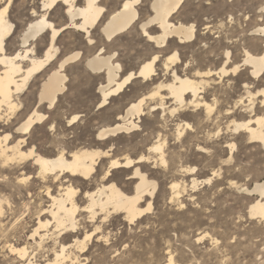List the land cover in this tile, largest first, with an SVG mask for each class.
<instances>
[{
  "label": "bare ground",
  "instance_id": "1",
  "mask_svg": "<svg viewBox=\"0 0 264 264\" xmlns=\"http://www.w3.org/2000/svg\"><path fill=\"white\" fill-rule=\"evenodd\" d=\"M14 1L0 0V177L7 181L13 175L17 183L37 180L36 188L29 183L25 187L29 200L41 196L42 200L38 204L33 201L34 212L31 213L35 222L27 232L25 242L13 239L17 229L9 232V227L6 229L1 225L0 249L6 264H86L80 257L87 251V242L96 235L99 227L95 226L81 238L78 230L85 218L96 223L111 213H121L125 220L132 222L148 213L157 182L148 178L145 166L148 163L168 165L164 150L168 115L173 117V134L180 139L194 128L186 118H196L203 113L202 121L198 119L202 124L221 114L227 119V130L245 137L247 143L258 145L264 151V39L261 50L254 44V48L246 45L241 59L237 60L227 42L221 39L217 27L209 21L204 29L206 33L216 35V45L207 46L202 54H196V62L185 63L186 68L181 70L182 57L177 45L190 46L199 35L195 21L188 16H179L184 0H149L150 8L144 16L140 13L141 0H121L119 5V0H83L82 3L80 0H40V9L32 8L33 15L19 34V48L11 51L8 41L14 30L8 10ZM136 26L140 36L152 47L150 57L136 70L121 76V66L113 60L114 53H106L102 48L86 57L84 65L92 73L104 74L105 81L98 86L99 107H102L109 98L123 92L133 79L154 80L155 67L162 60L165 73H171L170 80L159 82L157 88L147 94L149 97L160 96L159 106L143 108L144 95L126 108H116L114 122L104 120L107 124L98 127L95 139L89 143L54 139L51 142L54 148H48L36 142L32 132L47 123L49 113L55 109L51 107L66 88L65 67L79 55L59 57L56 43L62 31L71 28L82 32L90 44L99 28V42L104 44ZM254 32L264 38V27H258ZM47 34L48 43L39 53L41 46H37L36 41ZM171 47L173 49L169 51ZM245 70L247 75H243ZM237 78L243 79L244 92L230 102V93L224 91L226 97L223 98L215 87ZM37 80L40 82L37 107L46 103L48 108L34 107L26 114L19 113L21 94ZM161 90H166V95L160 94ZM164 99H171L173 107L164 108ZM158 111L161 121L156 118ZM78 119V114L67 117L68 128H72ZM146 120L151 124L146 140L155 136L145 149L139 148L138 154L107 145L119 134L138 131L140 123ZM49 126L50 130L55 128L53 122ZM74 139L79 137L76 135ZM197 147L200 151L205 149L200 145ZM225 147L231 154L235 143L226 142ZM194 169L186 170L192 172ZM121 173H126L127 185L119 183ZM92 180L97 182L95 187H92ZM204 181L210 182L211 177ZM177 182L169 185L171 201L180 197L181 185ZM130 183H133L132 189L128 186ZM197 184L198 180L192 179L190 187L194 189ZM82 189L83 196H80ZM245 190L257 194L249 204V217L264 218V177H257L254 186ZM43 197L46 203L42 206ZM9 202L0 197V220ZM144 202L146 205L142 207ZM205 235L200 233L197 239ZM70 237L73 240L69 241ZM165 258L162 264H179L171 253Z\"/></svg>",
  "mask_w": 264,
  "mask_h": 264
},
{
  "label": "rangeland",
  "instance_id": "2",
  "mask_svg": "<svg viewBox=\"0 0 264 264\" xmlns=\"http://www.w3.org/2000/svg\"><path fill=\"white\" fill-rule=\"evenodd\" d=\"M80 1L82 3L83 0ZM141 1L140 13L144 16L150 8L149 0ZM120 2L121 0L118 1V5ZM40 3V0H15L10 6L8 12L12 17L11 23L14 30L8 41L11 51L19 48V34L33 15L32 8L39 10ZM263 7L264 0H184L179 16H188L191 21H195L199 35L190 46L177 45L178 53L182 57L179 68L184 70L188 63L196 62L194 60L196 54H202L207 46L216 45L218 40L216 35L206 33L204 29L209 21L217 27L216 30L220 32L221 39L227 42L237 60L241 59L246 45L252 48L255 45L261 50L264 38L255 33L254 29L264 27ZM100 36V29L97 28L89 44L82 32L71 28L62 31L56 43L59 57L74 53L79 55L65 67L66 88L58 96L55 105L51 107L55 109L49 113L47 123L37 126L32 132V138L40 144L43 143V146L54 148L51 144L54 139L69 143L79 141L89 143L95 139L98 127L114 122L116 108H126L130 102L141 96H146L143 108L159 106L160 96L149 97L147 94L154 91L159 82L165 83L170 80L171 73H165L162 60L155 67L154 80L135 78L123 92L112 96L106 105L99 107L98 86L105 81L104 74L89 71L84 65L85 58L94 52H99L101 48L106 53H114L113 60L120 64L119 73L124 76L130 70H136L140 63L152 54V47L145 38L140 36L137 26L120 33L113 41L104 42V44L99 42ZM48 40L47 34L36 41V45L41 46L39 53L43 52ZM172 49L171 47L169 51ZM247 74L248 71L245 70L243 75ZM237 79L217 85L215 89L222 93L218 94L225 98L226 94L223 92L230 93L228 101L233 102L237 95L244 92L243 79ZM39 87L40 82L37 80L24 94H21L19 113L26 114L37 107ZM166 93V90L160 91L162 95ZM170 101L172 102L171 99L163 100L164 108L173 107ZM37 108H48V104L43 103ZM73 114L79 115L78 122L72 128H68L67 117ZM220 115H214L217 117L211 122H201L203 125L199 124V121L203 119V113L196 118H186L190 123L192 122L191 125L194 128L185 133L181 140L173 134L174 127L171 121L173 117L166 116L167 141L164 150L168 165L165 167L148 163L145 166L148 178L157 182V189L152 198V208L141 218L132 222L125 220L121 213H111L103 220L98 219L96 223L89 222L88 218H85L78 230L81 238L95 226L99 228L96 230V235L87 242V253L80 257L83 263L162 264L166 255L171 253L179 264H194V262L264 264V218L249 217L247 212L249 204L257 197V194H249L245 190L247 187L254 186L257 177H264V151L259 149L258 145L247 143L245 137L241 138L227 130V119ZM160 117L161 112L158 111L156 118L160 120ZM52 122L55 128L50 130L49 125ZM148 123V120L141 122L138 131L113 137L107 145L129 153L132 151L133 155L138 154V150L145 149L148 142L155 136L154 134L149 141L146 140L151 130V124L148 125ZM76 135L79 139L75 140ZM229 141L235 143L231 154L225 147L226 142ZM198 145L205 149L198 150ZM190 167L195 169L188 172L186 169ZM119 177V183L127 185L126 173H121ZM207 177H211L210 182L204 181ZM0 179V197L10 201L9 206H5L0 227L1 225L6 229L9 227V232L13 228L17 229L16 238L13 239L18 238L19 242H25L26 234L35 222V216L31 213V211L34 212L33 201L40 203L42 200V196L29 200L25 186L30 184L36 188L39 182L30 179L25 183H17L13 175L10 177L12 180L6 181L2 177ZM97 179H99L98 176ZM192 179L198 180L194 189L190 187ZM172 182H180L181 193L179 198H173L174 200L171 201L169 185ZM96 183L92 180V187H95ZM128 186L132 189L133 183ZM20 194L24 198L19 196ZM79 194L83 196V189ZM147 198L146 200H149ZM45 201L46 198L43 197L42 206L45 205ZM24 203L25 205L28 203L27 206ZM145 205L146 202L142 203V207ZM200 233H206V235L202 239H197ZM71 240L73 238L70 237L69 241ZM0 264H6L1 249Z\"/></svg>",
  "mask_w": 264,
  "mask_h": 264
},
{
  "label": "snow or ice",
  "instance_id": "3",
  "mask_svg": "<svg viewBox=\"0 0 264 264\" xmlns=\"http://www.w3.org/2000/svg\"><path fill=\"white\" fill-rule=\"evenodd\" d=\"M127 7V5H125ZM45 7H48V5H45ZM75 119V118H74Z\"/></svg>",
  "mask_w": 264,
  "mask_h": 264
}]
</instances>
